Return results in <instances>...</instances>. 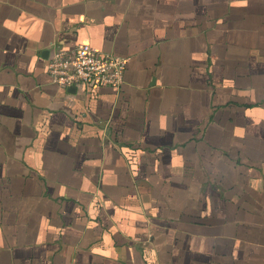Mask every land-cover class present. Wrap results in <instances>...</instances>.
I'll return each mask as SVG.
<instances>
[{
  "label": "crops",
  "instance_id": "0c3cea01",
  "mask_svg": "<svg viewBox=\"0 0 264 264\" xmlns=\"http://www.w3.org/2000/svg\"><path fill=\"white\" fill-rule=\"evenodd\" d=\"M0 264H264V0H0Z\"/></svg>",
  "mask_w": 264,
  "mask_h": 264
},
{
  "label": "built area",
  "instance_id": "2783aa9c",
  "mask_svg": "<svg viewBox=\"0 0 264 264\" xmlns=\"http://www.w3.org/2000/svg\"><path fill=\"white\" fill-rule=\"evenodd\" d=\"M126 65V59L100 52L90 45H80L72 51L54 47L47 75L53 84L63 89L78 84L119 89Z\"/></svg>",
  "mask_w": 264,
  "mask_h": 264
}]
</instances>
